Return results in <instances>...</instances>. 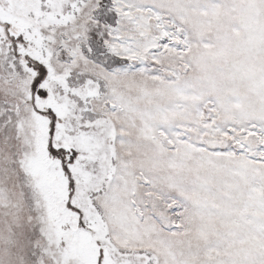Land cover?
<instances>
[{
	"label": "rangeland",
	"instance_id": "rangeland-1",
	"mask_svg": "<svg viewBox=\"0 0 264 264\" xmlns=\"http://www.w3.org/2000/svg\"><path fill=\"white\" fill-rule=\"evenodd\" d=\"M0 264H264V0H0Z\"/></svg>",
	"mask_w": 264,
	"mask_h": 264
}]
</instances>
